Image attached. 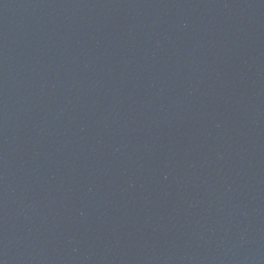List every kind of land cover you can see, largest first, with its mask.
<instances>
[{
    "label": "water",
    "instance_id": "1",
    "mask_svg": "<svg viewBox=\"0 0 264 264\" xmlns=\"http://www.w3.org/2000/svg\"><path fill=\"white\" fill-rule=\"evenodd\" d=\"M0 264H264V0H0Z\"/></svg>",
    "mask_w": 264,
    "mask_h": 264
}]
</instances>
